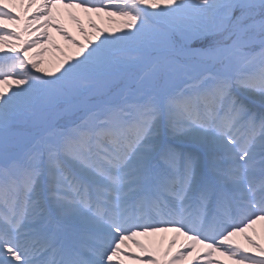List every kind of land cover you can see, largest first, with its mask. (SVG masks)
I'll list each match as a JSON object with an SVG mask.
<instances>
[{
	"label": "snow or ice",
	"instance_id": "1",
	"mask_svg": "<svg viewBox=\"0 0 264 264\" xmlns=\"http://www.w3.org/2000/svg\"><path fill=\"white\" fill-rule=\"evenodd\" d=\"M250 232L264 0H0V264H264Z\"/></svg>",
	"mask_w": 264,
	"mask_h": 264
},
{
	"label": "bare ground",
	"instance_id": "2",
	"mask_svg": "<svg viewBox=\"0 0 264 264\" xmlns=\"http://www.w3.org/2000/svg\"><path fill=\"white\" fill-rule=\"evenodd\" d=\"M67 27H68V29L70 31H73L74 32V26L72 25V23L69 22ZM74 34H76V33L74 32ZM53 36L56 38V41L61 44V46L67 48V46L64 44V41L59 37V35L57 33H55V31H53ZM77 36H78V34H77ZM78 38L82 39V37H79V36H78ZM51 56H52L51 53L45 54V61H46L45 65H44L45 67H48L49 66L48 63H47V61L51 58ZM257 232H260V228L257 229ZM249 234L250 235H253L251 232ZM171 235H172V233L158 234L156 237L153 238V240L156 241L157 244H158L160 242L161 238L164 237V244H163V246L164 247H167V239L170 238ZM253 238L256 239L257 242L260 243L261 245H264V233H262L261 235H253ZM237 239H238L237 243H239L242 246L243 249H247L248 250V253L247 254H250V255H255L256 254L255 253V249H253L252 246L249 245L247 243V241L244 240L243 235L237 236ZM182 242H184V237H180V240L177 242V248H174L173 249V253H175L177 251V249L179 247V244L182 243ZM196 251L197 252H200L201 255H202L203 254L202 246L197 245ZM195 254L196 253H194V255ZM212 258L213 259H216V260H224L225 261V264H234L233 261H230L226 257H222L219 254H215ZM191 259L192 258L189 257V261H191ZM189 261H186V264H189Z\"/></svg>",
	"mask_w": 264,
	"mask_h": 264
},
{
	"label": "rangeland",
	"instance_id": "3",
	"mask_svg": "<svg viewBox=\"0 0 264 264\" xmlns=\"http://www.w3.org/2000/svg\"><path fill=\"white\" fill-rule=\"evenodd\" d=\"M64 24H65V26L67 27L68 26V23L70 22V21H68L66 18H64ZM71 23V22H70ZM68 28V27H67ZM259 225H257L256 226V228L258 229L259 227H258ZM238 236H241V235H238ZM160 237V236H159ZM154 238V237H153ZM152 238V239H153ZM234 239L236 240V241H238V239H237V236L236 237H234ZM184 264H186V261L184 262Z\"/></svg>",
	"mask_w": 264,
	"mask_h": 264
}]
</instances>
